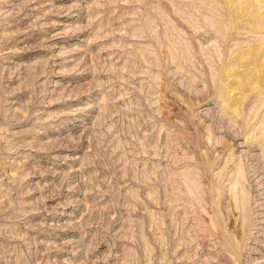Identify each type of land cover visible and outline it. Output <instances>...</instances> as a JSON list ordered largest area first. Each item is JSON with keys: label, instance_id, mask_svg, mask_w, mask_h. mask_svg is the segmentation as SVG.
Returning <instances> with one entry per match:
<instances>
[{"label": "rangeland", "instance_id": "rangeland-1", "mask_svg": "<svg viewBox=\"0 0 264 264\" xmlns=\"http://www.w3.org/2000/svg\"><path fill=\"white\" fill-rule=\"evenodd\" d=\"M262 66L264 0H0V264H264Z\"/></svg>", "mask_w": 264, "mask_h": 264}, {"label": "bare ground", "instance_id": "bare-ground-1", "mask_svg": "<svg viewBox=\"0 0 264 264\" xmlns=\"http://www.w3.org/2000/svg\"><path fill=\"white\" fill-rule=\"evenodd\" d=\"M237 17V16H236ZM260 53V50H259V52L257 53V55ZM250 56H252V54L251 55H244V58L245 59H249V57ZM256 56V55H255ZM261 57V56H260ZM244 65V64H243ZM242 65V66H243ZM246 65V64H245ZM241 66V65H240ZM240 68H242V67H240ZM235 72H237V71H235V69H230V70H228L227 72H226V74L228 75V76H232L233 74H235ZM244 73V72H243ZM264 75V66H262L261 68H255L249 75H247V73H244V75H245V77H248V79L246 80L247 82H249V83H251V84H249V85H251L252 86V90H253V88H254V86H256L257 84H259V81H261L262 80V77H263V75ZM238 78H241V76L240 77H238ZM264 79V78H263ZM239 80V79H238ZM241 80V79H240ZM263 81V80H262ZM256 83V84H255ZM262 83V82H261ZM255 84V85H254ZM248 85V86H249ZM236 91V90H235ZM234 103V102H233Z\"/></svg>", "mask_w": 264, "mask_h": 264}]
</instances>
